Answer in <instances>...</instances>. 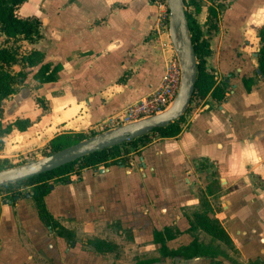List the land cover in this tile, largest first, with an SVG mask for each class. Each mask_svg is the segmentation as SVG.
Instances as JSON below:
<instances>
[{
  "label": "crops",
  "instance_id": "crops-1",
  "mask_svg": "<svg viewBox=\"0 0 264 264\" xmlns=\"http://www.w3.org/2000/svg\"><path fill=\"white\" fill-rule=\"evenodd\" d=\"M185 1L225 97H201L178 135H148L125 161L48 179L42 203L51 222L32 186L1 192L0 264H264V0ZM17 12L40 22V37L18 41L21 50H40L50 71L61 69L44 82L33 75L38 67L13 65L30 74L4 99L0 119L31 123L4 135V168L47 155L60 134L105 131V120L159 86L171 56L152 33L150 0H26ZM195 213L216 220L230 241L192 225Z\"/></svg>",
  "mask_w": 264,
  "mask_h": 264
},
{
  "label": "trees",
  "instance_id": "trees-1",
  "mask_svg": "<svg viewBox=\"0 0 264 264\" xmlns=\"http://www.w3.org/2000/svg\"><path fill=\"white\" fill-rule=\"evenodd\" d=\"M26 0H0V34L6 37L5 44H0V117L2 116V102L9 96L17 93L18 89L15 87L16 83L25 81L30 72L26 69H20L14 71L12 68L14 64H22L24 67H38V70L33 74L35 78L44 82L53 81L56 79L57 72L61 69V65L55 66L50 71V65L43 63L44 54L37 49L23 52L21 45L17 44L21 39L33 41L40 37L39 32V20L32 17H20L18 15L19 6ZM191 3V0L189 1ZM185 4L186 1H185ZM188 23L190 27L192 42L196 57L198 60V79L195 87L194 98L205 97L210 94L216 100H222L225 97L226 81L218 84L215 78V74L210 73L205 66V56L211 52L209 42L202 36V31L197 23L194 15L186 10ZM218 17V10L215 8L210 9V20ZM258 36L260 38V49L258 51V67L264 76V24L258 29ZM12 40L11 44H7ZM244 84L249 86L252 80L244 79ZM191 109V107L189 108ZM188 109V111H189ZM184 116L179 120L170 123L167 127L156 128L150 133H159L162 137H173L181 132V122ZM31 123L30 120H16L13 123L3 125L0 119V146L3 143V137L9 133L15 126L21 129L26 128ZM149 133V134H150ZM149 134L141 136L137 139H132L124 142L120 145L114 146L109 149H104L76 160L73 163H69L60 168L52 171L36 175L34 177L27 178L15 184H10L0 188L1 192H10L16 194L22 187L32 186L33 195L38 202L40 214L47 222L53 221L52 218L46 216V212L43 208L42 199L50 187L48 179L59 177L64 181H67L70 173L80 172L85 167H98L105 165L110 161H116L122 159L125 161V157L132 148H136L139 143H145ZM86 136L82 133H66L60 134L54 137L49 145V151L47 154L53 153L71 144H74ZM125 146V148H122ZM5 164L0 162V170L4 169ZM50 219V221H49ZM193 222L196 225L202 227L204 230L212 234L213 236L230 241L225 230L214 219L207 217L203 213H195L192 217ZM55 224V223H54ZM168 234V233H167ZM169 235V234H168ZM158 241H163L162 234L158 235ZM97 244V241H93ZM164 252L165 250L162 249ZM143 264V263H139Z\"/></svg>",
  "mask_w": 264,
  "mask_h": 264
},
{
  "label": "water",
  "instance_id": "water-1",
  "mask_svg": "<svg viewBox=\"0 0 264 264\" xmlns=\"http://www.w3.org/2000/svg\"><path fill=\"white\" fill-rule=\"evenodd\" d=\"M169 34L182 68L181 84L173 103L158 114L99 132L41 158L0 170V188L73 163L89 154L109 149L167 127L188 111L198 79V60L192 42L185 0H166ZM257 55V53L255 54ZM257 73L261 76V70Z\"/></svg>",
  "mask_w": 264,
  "mask_h": 264
},
{
  "label": "built area",
  "instance_id": "built-area-1",
  "mask_svg": "<svg viewBox=\"0 0 264 264\" xmlns=\"http://www.w3.org/2000/svg\"><path fill=\"white\" fill-rule=\"evenodd\" d=\"M150 2L154 4L157 10L152 33L158 38L161 47L169 51L171 56L166 61L164 74L159 86L141 99L127 104L121 110L111 115L101 124L100 127L102 130H108L119 125L158 114L168 108L178 94L182 78V68L170 39L169 8L166 0H150ZM185 8L194 15L191 6L185 5ZM201 104V97H193L190 105L191 109L184 115L185 120L182 123L183 125L187 119H190L191 115L196 112V109L200 107ZM152 134L154 133H150L149 135L152 136Z\"/></svg>",
  "mask_w": 264,
  "mask_h": 264
},
{
  "label": "rangeland",
  "instance_id": "rangeland-1",
  "mask_svg": "<svg viewBox=\"0 0 264 264\" xmlns=\"http://www.w3.org/2000/svg\"><path fill=\"white\" fill-rule=\"evenodd\" d=\"M211 22H213L214 23V19H212V21ZM212 23V24H213ZM215 26H213V28H214ZM3 39H0V41H2ZM22 40V39H21ZM122 148H125V146H123ZM43 153H45V152H41V153H39L38 155H42ZM58 179H60L59 177H56V179L55 180H58ZM257 181L256 182H260V180H258V179H256ZM54 182H56V181H54ZM261 184L264 186V182H261ZM26 189H28V188H26ZM25 189V190H26ZM198 237L200 238V234L198 235Z\"/></svg>",
  "mask_w": 264,
  "mask_h": 264
}]
</instances>
